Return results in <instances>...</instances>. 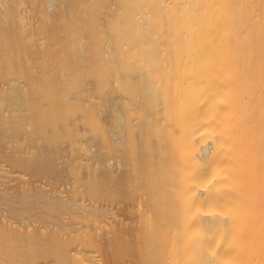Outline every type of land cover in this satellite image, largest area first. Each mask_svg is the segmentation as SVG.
I'll return each instance as SVG.
<instances>
[{
	"label": "bare ground",
	"instance_id": "obj_1",
	"mask_svg": "<svg viewBox=\"0 0 264 264\" xmlns=\"http://www.w3.org/2000/svg\"><path fill=\"white\" fill-rule=\"evenodd\" d=\"M25 2L38 6L28 20ZM49 65L75 96L39 93L28 108L50 84L33 68ZM33 121L56 125L55 149L59 123L100 135L126 172L107 152L79 163L103 195L140 191L135 206L102 199L61 216L69 199L25 176L54 169L52 153L27 154ZM113 209L137 217L110 239L135 264H264V0H0V264H97L95 222Z\"/></svg>",
	"mask_w": 264,
	"mask_h": 264
},
{
	"label": "rangeland",
	"instance_id": "obj_2",
	"mask_svg": "<svg viewBox=\"0 0 264 264\" xmlns=\"http://www.w3.org/2000/svg\"><path fill=\"white\" fill-rule=\"evenodd\" d=\"M36 5L37 4H33L31 2H25V4H20V10H21L20 17H25L24 18L25 20L30 19L31 15L29 17L26 16L28 14L27 11L38 9V6H36ZM31 20H33V19H31ZM33 69L35 70V76L36 75L40 76V77L44 76L45 78H47L50 81V84L45 83L44 85H40V89L36 93H33V94L31 93V94H29V96L26 97L28 99V102H27L28 108L30 106H32L33 104H35V102H36L35 100H37V98L40 97L39 93L41 95H45V97L42 99H46L47 97L48 98L53 97L56 93V89H57V92H59V95H62L66 98H73L75 96L73 94V92H71V89H70V85H69V81H68L69 80L68 74H66L67 70L59 69L58 67L52 66V65L46 66L45 68H37V69L35 67ZM14 78L16 80L15 84H17V83L19 84V82H25V77L21 73H15ZM56 80H62L61 85L57 86L54 83V85H56V86L53 88V86L51 84H52V82H56ZM21 84H23V83H21ZM91 85H93V84L91 83ZM27 107L25 105L22 106V108H26L25 109L26 112L23 114L21 113L22 115L26 114L29 111L27 109ZM47 107L48 106H46V108ZM105 115H108V114H105ZM32 117H33V114H32ZM102 117H104V116H102ZM109 119L110 118L105 116L103 120H105V125L111 126L110 122H112V121H109V122L107 121L108 123L106 124V120H109ZM79 120H81V119L78 118V121ZM34 121L31 122V125H32L31 129H30V127H28L29 129L27 127H25L29 122L26 123L27 122L26 121L24 124L25 126L23 125L24 128L25 129L27 128V130H28L26 133L24 132L25 134L22 133L23 134L22 136L25 137L24 139H26V143L28 144V147H30V148L27 147V151L30 149V152L32 151L34 153V155L41 156V157H45L46 154L52 153L54 155V160H53L54 169L52 167H51V169H49V168L44 169V168L48 167V166H46V167L44 166V168L39 171V174H36V175L31 174V175H25V176L30 178L29 179L30 182L37 180L38 182H36V183H39V185L47 186V187H45L47 189L49 188V190L46 189L47 193L52 189V191L55 190V192H57V196L62 195L64 197L66 196L67 199H69L68 200L69 206L67 208L68 210H63L65 212L60 213L61 216L66 217L68 215H71V213H73L75 210H77V209L80 210L79 208H81L82 206H85V205L89 204L90 202H95V200L97 202H101L102 199H105V201H108V203L109 202L111 203V201H112V203H113L112 205L114 206V208L116 206H117V208L118 207L122 208V206H128V204H130L129 201L130 202L133 201L134 202L133 206H135L136 200H134V199H136V197L139 196V195L137 196L136 194H139L140 191H136V190H134V188L133 189L127 188V189H125V191L123 190V192L118 193L117 194L118 196L114 193H113V195H110V194L109 195H103L95 188V186L92 183V179H88V175L90 172V171L88 172V167H86L88 165H86L85 162H84L85 165H81L79 163L81 160H84V157H85L84 161H87V163H90V167L94 166V164H95V166H96V164H98V162H96V160H94L95 154L98 153L100 155L101 152H107L106 149L101 147V145H103V144H102V138L100 135L95 134V132L93 133V131H91L87 126L85 127L84 123L82 124V121H80L78 123L79 133L77 135L73 136L71 134V128H72L71 125L70 126H64L63 124L59 123V124H57V127H59L58 133L61 135V139L59 141L58 148L55 149V148H53L54 146H52V144H49V141H47L45 139V137H46V135L47 136L49 135L50 137H52V136L54 137L56 135L57 132L54 130L55 129L54 126H56V125L52 126V125L46 124L43 128L42 133H40V132L36 133L35 131H33V127L35 126ZM33 124H34V126H33ZM107 129H108V127H107ZM113 134H112V136H115L117 133H115L114 135ZM109 135L111 136V132ZM112 136H111V138H113ZM24 139H22V140L20 139L19 141L16 140L17 145H18V142H20V141L23 142ZM14 142H15V140H14ZM14 142H12V143L14 144ZM22 142H20V143H22ZM23 144L25 145V142H23ZM14 146H15V144H14ZM23 151H25L24 153H26V147ZM33 153L32 154L30 153V155L32 156ZM116 153H112V152L108 153L107 152L106 154H110V155H107V157H108L107 159H109V161H111V163L113 164L112 165L113 171L115 170L116 171L115 173L121 174L123 169H125V172H126V169H127L125 167L126 162L123 161L124 162L123 164H125V166L122 164V162L120 163L118 160H120L121 158L118 159L119 156L117 157L118 153L117 154ZM27 154H29V151L27 152ZM106 154L105 155L103 154V155L106 156ZM30 155H28V156L31 157ZM81 156H82V159L78 160V158H80ZM86 156H88V158L89 157L91 158L93 156L92 159L94 158L93 160L95 163L92 162L93 161L92 159L89 160L90 158L86 159L87 158ZM25 157H26V155H25ZM88 160H89V162H88ZM97 160L99 161V159H97ZM78 165H79V167L81 166V168L82 167L87 168L86 170H84V168H82L84 171H86L87 174L83 170L80 171L77 168ZM128 165L129 164H127V166ZM97 168L94 167L95 170H97ZM16 174L14 173V175H16ZM91 174H93V173H91ZM12 175H13V173H11V176ZM17 175H19V174H17ZM16 176H13V177H16ZM27 177H24V178L26 179ZM42 181H45V183L47 185H45V183ZM45 188L42 187L43 190ZM51 193H53V192H51ZM115 201H118V202H115ZM133 206H131V208L129 207L131 209L130 212L132 211L131 213H133V209H132ZM137 207H139V206L137 205ZM137 207H136V209H137ZM133 208L135 209V207H133ZM116 209L115 210L113 209L115 213L117 212L116 214H114V212L113 213L108 212L107 215H105L103 217L99 216L100 218L98 217L97 221L95 222L96 226L100 229L99 234H101L103 236V238H101L99 236V239L101 238V240H100L101 247L99 249L96 248V249L90 251L89 253L91 255H93V258L95 259V262H97V264H135V255H136L135 251L131 247L124 249V251L121 249V247L116 248L115 245L113 246L111 244L110 239H112V236H113V233L111 231H112V228L115 225V223H118L119 221H121L122 223L126 222V223H130V224H134L135 220L137 222V219H136L137 217H135V216H137L138 213H141L140 211L137 212L140 209V207L138 208L137 211H134L135 212L134 213V215H135L134 221H132L133 220L132 219L133 214L130 215L131 217L127 214V217L131 218V219H127V217H125V215L123 214L124 211L121 212L122 211L121 210L120 211L121 214H120L118 212V210L116 211ZM136 213H137V215H136ZM76 214H78V213H76ZM84 214H85V212H84ZM138 216H140V215H138ZM83 219H84V222L86 224L85 230H87V228H89L88 227L89 223L87 221L88 219L86 217H84ZM113 220H115V222ZM116 221H118V222H116ZM137 224H135V226ZM115 227H117V226L115 225ZM43 245L45 246L46 244H43ZM79 247H81V246H79ZM114 247H115V249H114ZM31 264H58V263L53 257L49 256L46 258L35 257L31 260Z\"/></svg>",
	"mask_w": 264,
	"mask_h": 264
}]
</instances>
